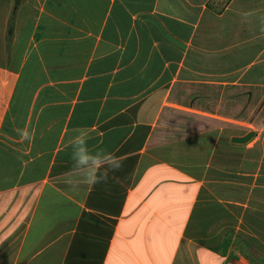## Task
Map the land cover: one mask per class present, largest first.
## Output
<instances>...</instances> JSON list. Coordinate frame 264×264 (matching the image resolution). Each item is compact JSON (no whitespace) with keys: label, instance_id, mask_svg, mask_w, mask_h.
I'll return each instance as SVG.
<instances>
[{"label":"crops","instance_id":"1","mask_svg":"<svg viewBox=\"0 0 264 264\" xmlns=\"http://www.w3.org/2000/svg\"><path fill=\"white\" fill-rule=\"evenodd\" d=\"M0 264H264V0H0Z\"/></svg>","mask_w":264,"mask_h":264},{"label":"clouds","instance_id":"2","mask_svg":"<svg viewBox=\"0 0 264 264\" xmlns=\"http://www.w3.org/2000/svg\"><path fill=\"white\" fill-rule=\"evenodd\" d=\"M25 136L27 137V134H25ZM74 143L78 145H83V147H80L78 149L79 160L77 161V165L87 166L86 171L78 173V175L72 179H64L67 173L62 174V178L64 179L65 183L73 186L74 190L79 184L94 185L96 183L101 182V180H106L107 173L109 170L117 171L122 167L121 158L115 156L112 153H97L95 155L90 154L88 149L84 146V139H82L81 137H77ZM105 165H107V167L98 176L97 172Z\"/></svg>","mask_w":264,"mask_h":264},{"label":"water","instance_id":"3","mask_svg":"<svg viewBox=\"0 0 264 264\" xmlns=\"http://www.w3.org/2000/svg\"><path fill=\"white\" fill-rule=\"evenodd\" d=\"M255 137V134L249 133L248 135L244 136V137H235L232 139V142L234 144H239V145H246L248 144L253 138Z\"/></svg>","mask_w":264,"mask_h":264}]
</instances>
